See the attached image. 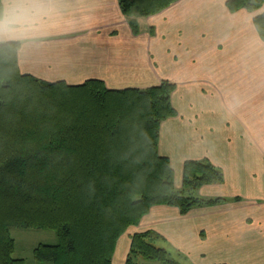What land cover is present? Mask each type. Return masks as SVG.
Returning a JSON list of instances; mask_svg holds the SVG:
<instances>
[{
	"label": "crops",
	"instance_id": "1",
	"mask_svg": "<svg viewBox=\"0 0 264 264\" xmlns=\"http://www.w3.org/2000/svg\"><path fill=\"white\" fill-rule=\"evenodd\" d=\"M228 1L179 0L139 18L119 0H2L0 45L20 44L22 74L68 86L98 80L111 91L173 83L177 115L160 128L159 154L177 188L189 161L224 174L198 192L224 203L185 215L152 208L120 238L113 264L149 231L179 264H264V40L255 25L264 6L232 12Z\"/></svg>",
	"mask_w": 264,
	"mask_h": 264
},
{
	"label": "trees",
	"instance_id": "2",
	"mask_svg": "<svg viewBox=\"0 0 264 264\" xmlns=\"http://www.w3.org/2000/svg\"><path fill=\"white\" fill-rule=\"evenodd\" d=\"M119 1L125 15L149 18L179 0ZM227 6L257 12L264 0H230ZM3 15L0 0V20ZM255 25L264 40V14ZM19 51L16 42L0 45V264H25L13 258V229L56 233L58 244L34 250L38 264H113L120 238L152 208L175 207L185 215L225 202L198 196L201 188L224 182L221 170L189 161L177 188L170 161L159 154L160 128L177 115L175 84L111 91L98 80L48 83L21 73ZM35 103L41 115L21 113L25 123L17 126L18 108ZM52 104L62 110L57 114ZM85 141H98L97 147L90 150ZM78 230L85 247L74 235ZM160 238L152 231L134 234L125 264H179L156 244Z\"/></svg>",
	"mask_w": 264,
	"mask_h": 264
},
{
	"label": "rangeland",
	"instance_id": "3",
	"mask_svg": "<svg viewBox=\"0 0 264 264\" xmlns=\"http://www.w3.org/2000/svg\"><path fill=\"white\" fill-rule=\"evenodd\" d=\"M35 104L36 105H34V104L29 105L28 107H26V109L22 108V107L18 108V112H20L19 113L20 116L16 119L17 123L19 121H21L22 123H25V121H23L21 113L33 112L32 115H36V116L41 115L40 109L36 108L37 106L40 107V104L39 105H37V103H35ZM51 106H53L54 108H50V109H54L55 112H57V114L60 110H62V109H59L60 106L58 104H52ZM32 108H34V109H32ZM41 118L44 119L43 117H41ZM38 122H40V120H38ZM38 122L36 119L35 122L32 121V124L33 123L37 124ZM32 124H28L27 127L28 126L30 127ZM19 125H21V124L18 123L17 126H19ZM97 142L98 141H96V142L94 141L93 143L90 141H85L86 144H84L83 146H87L90 150H93L95 147H97V145H96ZM136 145L137 144H135V147H137ZM114 185H115V183L112 186L113 189H115ZM105 191L110 192V189L108 188V186L106 187ZM113 192L114 191H112L111 193H113ZM94 195H95V193H94ZM11 235L15 240V246H16V250L14 252L13 258L14 259H22V260H24L25 264H38L34 258V250L37 247H39L41 245L55 246L56 244H58V237H57L56 233L54 231H51V230L13 229L11 232ZM74 235L77 237V239L81 243V245L83 244V246L85 247L86 242L84 240L83 233H81L78 230V231H75ZM85 251L87 252L88 250L85 249ZM97 254H98V252H97V249L95 248L92 251V255L97 256ZM150 263L160 264V263H156V262H150ZM84 264H85V262H84Z\"/></svg>",
	"mask_w": 264,
	"mask_h": 264
}]
</instances>
